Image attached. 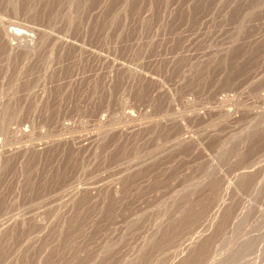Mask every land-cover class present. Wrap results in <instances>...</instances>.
I'll list each match as a JSON object with an SVG mask.
<instances>
[{
	"label": "rangeland",
	"instance_id": "obj_1",
	"mask_svg": "<svg viewBox=\"0 0 264 264\" xmlns=\"http://www.w3.org/2000/svg\"><path fill=\"white\" fill-rule=\"evenodd\" d=\"M0 264H264V0H0Z\"/></svg>",
	"mask_w": 264,
	"mask_h": 264
},
{
	"label": "bare ground",
	"instance_id": "obj_2",
	"mask_svg": "<svg viewBox=\"0 0 264 264\" xmlns=\"http://www.w3.org/2000/svg\"><path fill=\"white\" fill-rule=\"evenodd\" d=\"M12 39V38H11ZM13 40H14V38H13ZM9 41H10V39H9ZM14 41H16V40H14ZM11 43L10 44H12V45H14L15 43H12V41H10ZM19 44V43H18ZM21 44V43H20Z\"/></svg>",
	"mask_w": 264,
	"mask_h": 264
}]
</instances>
